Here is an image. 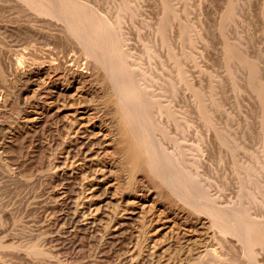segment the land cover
Wrapping results in <instances>:
<instances>
[{"label": "bare ground", "instance_id": "1", "mask_svg": "<svg viewBox=\"0 0 264 264\" xmlns=\"http://www.w3.org/2000/svg\"><path fill=\"white\" fill-rule=\"evenodd\" d=\"M1 5L16 20L5 33L50 47L31 62L0 49V79L12 84L0 88V185L14 186L22 216L36 177L43 217L33 241H6L1 228L0 251L41 264H264V137L255 154L238 147L186 45L170 52L157 23L144 60L120 13L92 0ZM123 15L135 27L137 14ZM156 35L167 52L158 66ZM11 100L19 109L6 120ZM57 234L70 257L50 249Z\"/></svg>", "mask_w": 264, "mask_h": 264}, {"label": "rangeland", "instance_id": "2", "mask_svg": "<svg viewBox=\"0 0 264 264\" xmlns=\"http://www.w3.org/2000/svg\"><path fill=\"white\" fill-rule=\"evenodd\" d=\"M92 1L102 8L114 9V12L120 13L121 26L126 33L125 42L135 47L138 56L144 60L146 55L143 54V51L145 52L148 42L146 30L149 26L155 30L157 23L162 26L161 40L169 45L170 52L173 51L178 55V45H186V57L190 59L188 63L197 65L196 70L204 76L205 88L207 89L210 85L216 93L215 97L218 101L221 118L233 123L238 147L247 154L257 152V145L264 137V0ZM7 10L8 7L0 6V25L11 26L16 21L13 13ZM128 12L137 14L132 20L135 27L129 28L130 30L125 26V21L128 22V14L127 17L123 15ZM193 23L197 25V31L192 29ZM3 26H0L2 28L0 29L1 50L5 48L6 51L14 52L15 55L24 54L28 56L26 60L31 62L35 58L34 52H38V50H40L39 53L46 52V49L50 47L49 43L43 44L46 41L44 39V41L41 39L32 40L35 37L30 40V44L23 43V38L28 37L27 34L20 32L19 36L15 34L16 38H14L15 36L4 32ZM16 39H21L22 45L21 41L18 42ZM161 40L159 35L155 36L154 41L157 45L152 50L154 56L152 58L156 61L157 66L159 65L158 61L165 59V55H167L165 48H161ZM32 42L33 44H31ZM38 45L40 48H36ZM21 47L24 49L23 51H20ZM73 51L74 49L68 50L70 53ZM192 68L195 69V66ZM157 72H160L159 67H157ZM9 77L7 76L8 80L6 78L4 82L0 79L1 90L8 91L12 88ZM6 83L7 86L9 85L8 87ZM6 107V112L4 111L5 113L1 115L6 120H12V115L18 111L19 104L11 100ZM18 144L17 150L22 149L21 152L25 153L26 147L23 144V147L20 143ZM1 170L0 172H2ZM33 179L31 177L28 181L30 183L29 191L27 188V192L30 193V204L22 216L19 212L22 207L14 203L16 202V199L13 198L14 186L0 185V213L4 211L11 213V217H3L0 221V229L2 228L1 231H3L1 235H5L3 238H6V241L14 237L17 242L24 243L36 240L39 235L43 217L42 213L40 214L41 202L37 199L39 197L38 181H35L36 177ZM5 187L9 191L5 190ZM12 188L14 189L12 190ZM6 191L8 192L6 193ZM262 192L264 194V190ZM34 193H38V197L36 195L35 199L32 197ZM36 231H39L38 234ZM51 233L54 234V229L51 230ZM53 237L52 242H49L51 245L48 243L50 249H55L52 251L61 257H70L72 255L70 238L63 234ZM40 261L41 258L38 254L35 257L30 256L26 260L8 250L0 251V264H41ZM261 263L260 259L255 258L248 264Z\"/></svg>", "mask_w": 264, "mask_h": 264}]
</instances>
